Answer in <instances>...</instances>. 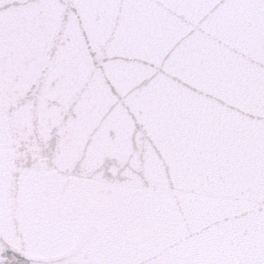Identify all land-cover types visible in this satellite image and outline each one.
<instances>
[{"label": "snow or ice", "instance_id": "1", "mask_svg": "<svg viewBox=\"0 0 264 264\" xmlns=\"http://www.w3.org/2000/svg\"><path fill=\"white\" fill-rule=\"evenodd\" d=\"M0 264H264V0H0Z\"/></svg>", "mask_w": 264, "mask_h": 264}]
</instances>
